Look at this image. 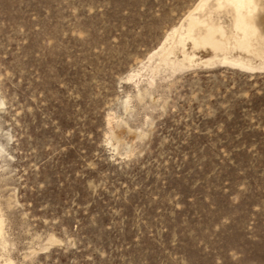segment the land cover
<instances>
[{"label":"rangeland","instance_id":"obj_1","mask_svg":"<svg viewBox=\"0 0 264 264\" xmlns=\"http://www.w3.org/2000/svg\"><path fill=\"white\" fill-rule=\"evenodd\" d=\"M196 1L0 0V264H264V0L257 68L165 65Z\"/></svg>","mask_w":264,"mask_h":264},{"label":"bare ground","instance_id":"obj_2","mask_svg":"<svg viewBox=\"0 0 264 264\" xmlns=\"http://www.w3.org/2000/svg\"><path fill=\"white\" fill-rule=\"evenodd\" d=\"M212 1L214 2L212 4L214 9L208 6L209 0L196 1L193 7L185 14L183 23H180L178 27L173 28L167 34L163 44L160 45L159 57H161V60L159 58L158 60L172 67L174 65L181 67L185 61L188 65H191L194 63V57H196L193 53L194 50L202 48L210 50L212 53V57L206 60L207 63L216 60L219 63L246 70L257 68L258 66L256 67L252 60L239 55H231V53L240 51L260 57L257 47L252 44L253 39H256V42L258 40L259 43V39H261L256 21L260 0ZM206 7L212 10L206 11ZM260 7L264 11V6ZM212 11H225V13L230 15L229 36L226 35L223 25L212 21L210 16ZM205 13H207L206 16H204ZM262 21L264 22V19ZM262 21L261 23H263ZM187 42L192 46L191 51H186L185 49ZM175 48L180 51L181 60L171 59L170 55H174ZM157 54L158 52H155L153 55ZM262 64L264 65V61H261L259 65ZM1 233L2 222L0 219V235Z\"/></svg>","mask_w":264,"mask_h":264}]
</instances>
